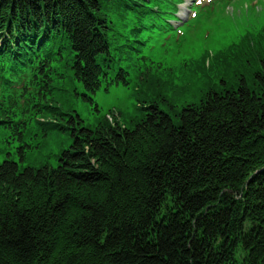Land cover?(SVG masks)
Returning a JSON list of instances; mask_svg holds the SVG:
<instances>
[{"label": "trees", "instance_id": "obj_1", "mask_svg": "<svg viewBox=\"0 0 264 264\" xmlns=\"http://www.w3.org/2000/svg\"><path fill=\"white\" fill-rule=\"evenodd\" d=\"M135 5L0 0V85L17 63L49 80L64 51L93 91L125 47L109 13ZM261 70L251 87L241 79L172 115L151 104L132 129L58 114L51 128L71 145L56 167L0 165V264H264Z\"/></svg>", "mask_w": 264, "mask_h": 264}, {"label": "rangeland", "instance_id": "obj_2", "mask_svg": "<svg viewBox=\"0 0 264 264\" xmlns=\"http://www.w3.org/2000/svg\"><path fill=\"white\" fill-rule=\"evenodd\" d=\"M199 24L201 26L197 30H193L191 34H188L191 41L187 38L180 46L175 42H172L169 45L170 32L161 37H153L152 40L145 43V45H138L143 50V55L147 59L146 65L151 67L152 61L164 62L166 60L165 65L169 64L170 66V68L167 67L168 69H166L168 73H171L169 70L176 71V69L181 68L179 70L180 73H186L185 79H188V69L184 68L194 69L196 67H198V70L196 71L198 75L196 78H199L200 76L210 77L212 76V71L216 74L225 67L232 76L231 69L234 68V63H237L236 56L239 54H234L232 58L227 57L228 59L222 62L214 61L212 63L209 58L206 62H200L201 59L196 62V59L200 57L207 58L215 52L222 51V49L231 44V42L236 41V31L242 30L243 27L247 28L250 34H254L260 27H263L264 0H244L243 5L232 4L228 10H220L215 16L210 18V20L205 22L199 21ZM185 32L187 35L189 29L187 28ZM193 51L194 54H192ZM205 52L207 53L204 54ZM246 56L247 58L251 57L249 54ZM182 60L184 63L183 66L180 62ZM242 60H244V58ZM205 63L212 67L214 65L212 71L199 67ZM217 63L221 65L219 68H217ZM242 70L244 69L241 68L240 71ZM178 73L179 72L176 71V74ZM239 74L240 73L238 72L236 76H239ZM133 77L134 75L131 73L127 87L113 86L108 92L101 91L93 97L98 107L99 115H105L111 110H117L123 114L121 123L128 124L130 119H134L137 116L136 110L140 104L145 107L151 105L150 99L158 101L161 99L158 102V106L160 107L162 103L172 113H176L180 110V96H177L176 98V96L174 97L171 95L170 91L156 99H153L150 96H145L147 98H138L135 94L136 85ZM230 77L223 80H228ZM164 80L168 81L166 78ZM236 80L237 79L234 78L228 82L231 81L232 83H235ZM73 85L77 92L81 90V86L78 83H73ZM152 85L158 90L163 86L161 82L158 85H155V80H153ZM152 85L149 82L148 86ZM225 85L228 86L227 84ZM193 88H197L198 91H194L192 97L189 99L191 102L199 103L202 93L207 91L210 87L205 81H203L199 84L200 89L196 83L193 84L192 89ZM49 99H51V101L64 112L73 109L79 115L81 120H83L85 126L92 125L95 117L98 115L93 111V105H88V103L80 101V99L75 96L73 91L69 90L67 86L58 85L57 90L51 95H47V100ZM139 109L141 110L142 108L140 107ZM66 144L67 138L63 134H53L48 137L43 148L38 150L35 147L30 153H28L27 161L24 165L39 166L43 163L45 155L58 153ZM14 159L17 160L16 157H14ZM2 161L3 157L0 158V162ZM54 164L55 163L52 162V165Z\"/></svg>", "mask_w": 264, "mask_h": 264}, {"label": "bare ground", "instance_id": "obj_3", "mask_svg": "<svg viewBox=\"0 0 264 264\" xmlns=\"http://www.w3.org/2000/svg\"><path fill=\"white\" fill-rule=\"evenodd\" d=\"M26 31H29V29H26ZM24 114L27 116L29 113H25V112H24ZM31 120H32V119H31V117L29 116L28 122L30 123ZM22 125L24 126L23 131L28 133L27 126H31V125L28 124V125L26 126L25 122H22ZM70 145H71V142L67 141V144L65 145V147L62 148V150H63V151L68 150L69 147H70ZM12 162H13V160H12ZM45 166L50 167L48 164H44V165L42 166V169L45 168Z\"/></svg>", "mask_w": 264, "mask_h": 264}]
</instances>
